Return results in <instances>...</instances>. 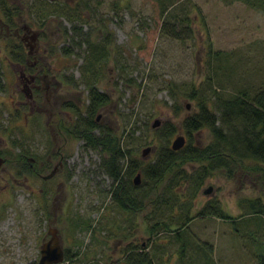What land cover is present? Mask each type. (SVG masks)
<instances>
[{
    "label": "rangeland",
    "instance_id": "1",
    "mask_svg": "<svg viewBox=\"0 0 264 264\" xmlns=\"http://www.w3.org/2000/svg\"><path fill=\"white\" fill-rule=\"evenodd\" d=\"M5 2L16 14L14 26H0V264H37L49 227L69 256L55 264H117L128 245L144 247L154 264H259L264 162L229 155L218 167L179 161L147 195L146 188L138 193L135 210L124 209L99 165L106 150L74 136L68 107L83 113L91 83L108 93L97 121L141 164L165 145L158 134L167 123L176 126L167 145L177 134L187 144L182 121L200 101L218 114L217 96L245 90L251 97L264 87V0ZM165 21L179 38L162 32ZM32 32L35 40L21 41ZM20 48L19 63L13 53ZM20 67L36 75L42 110L22 103ZM212 137L203 128L191 133V144L202 148ZM18 153L36 158L38 174L14 175ZM209 201L228 218L197 215ZM185 214L193 218L177 231Z\"/></svg>",
    "mask_w": 264,
    "mask_h": 264
},
{
    "label": "trees",
    "instance_id": "2",
    "mask_svg": "<svg viewBox=\"0 0 264 264\" xmlns=\"http://www.w3.org/2000/svg\"><path fill=\"white\" fill-rule=\"evenodd\" d=\"M0 26L12 27L15 25L13 12L7 6L5 0H0ZM162 32L170 36L179 38L175 26L166 21L161 25ZM18 49L14 50L13 59L23 62L24 56ZM2 71L0 68V91L2 90ZM87 94V104L83 113L76 107L72 108L75 115L74 124L71 128L75 137L84 140L86 147L104 148L106 156L100 162L101 168L106 175L111 177L113 190L112 199L119 203L124 209L135 210L142 200L137 199L138 193L146 188L147 195L159 182H162L167 172L179 161L196 159H206L213 162V167L221 166L226 159L224 155L233 158H249L264 162V87L258 88L250 97L247 91H239L230 97H216V107L218 114L209 110L206 101L198 103L197 111L190 116H186L182 121V129L189 136V141L181 150H173L167 145L169 137L175 132L176 126L167 123L158 134L165 145L158 148L155 159L147 164H141L131 157L130 150L119 139L113 138V132L107 125H102L96 120L97 113L101 107L110 104L108 93L99 90L94 83H91ZM207 128L213 136L212 141L204 147H197L191 144V133ZM141 173V182L133 184V178L137 172ZM254 204H252L253 208ZM259 212L262 210L258 208ZM197 215H214L220 218H228V215L215 202L209 201L199 211ZM185 216V217H184ZM184 219L177 231L184 228L193 217L185 214ZM174 230V229H172ZM122 261L117 264H154L153 258L144 247L128 245L126 246ZM65 255V254H64ZM65 257V256H64ZM69 256L66 255L65 259ZM258 263L264 264V252L258 255Z\"/></svg>",
    "mask_w": 264,
    "mask_h": 264
},
{
    "label": "water",
    "instance_id": "3",
    "mask_svg": "<svg viewBox=\"0 0 264 264\" xmlns=\"http://www.w3.org/2000/svg\"><path fill=\"white\" fill-rule=\"evenodd\" d=\"M36 34L33 33L31 34V39L34 40L36 38L35 36ZM33 81V77L30 78V82ZM29 97L31 98V95H29ZM188 107V105H187ZM99 115H97L96 120L98 118ZM160 125V120L158 119H154L153 123H152V127H158ZM185 135L183 134H177L175 135V137L172 139L170 147L173 150H178L185 145L186 140H185ZM151 151V147L150 146H146L142 149L141 151V155L142 156H146L149 152ZM4 163V159L0 156V167L2 166V164ZM56 171V167H54L52 169V171L46 175V177H51L53 175V173ZM141 173L138 171L134 178L133 184L138 185V183L141 182ZM211 187H207L204 189V193L205 194H209L211 191ZM56 228L54 227H49L48 229V234H50L49 239L44 242L41 245L40 248V258L38 259L37 264H55V263H61L62 260L64 259V250H62V246L59 242V238L57 235V230H55Z\"/></svg>",
    "mask_w": 264,
    "mask_h": 264
},
{
    "label": "flooded vegetation",
    "instance_id": "4",
    "mask_svg": "<svg viewBox=\"0 0 264 264\" xmlns=\"http://www.w3.org/2000/svg\"><path fill=\"white\" fill-rule=\"evenodd\" d=\"M5 27H8V25L5 26ZM23 28L25 29L26 27H23ZM18 31H19V29H17V30L15 29L14 33L18 34L19 33ZM29 32H31L30 29H29ZM33 33H35V32H32V34ZM29 37L31 38V35L30 34H29V36L28 35H24L20 39H21V41H23L25 39H28ZM29 43L30 42L27 41V43H24V45H28ZM30 46H31V44H30ZM28 54H30V51L29 50H28ZM30 66H31V64H30ZM30 66H28V69L31 71V67ZM25 69L26 68H24V67H20L18 69L19 70V79H20V84H21V86H19V88L22 91V93H24L23 95H26V99H27V100H22V103L28 104L29 105V108H30V111L33 113L35 110H42L41 109V106L40 105H37L36 100L34 99L35 94H34V90L32 88V85H33L34 81L36 80V75L35 74H30L29 72H26ZM31 77H33V81L32 82H30V78ZM29 95H31V98L29 97ZM0 156L3 159L5 158L4 155L1 152H0ZM14 159L17 160V161H21V164H19V165L16 164V165H13L12 166V170L14 171V175H16V176L18 175V176H29V177H31L34 174L35 175L38 174V171H37V169L35 168V165H34V162L36 160L35 157H28V159H27V158H24V155L23 154H21V153L19 154L18 153V154L15 155ZM4 162H5V159H4ZM42 162L44 164V161H42ZM38 166L42 167L43 165H38ZM54 167H56V166H54ZM44 168H45V165H44ZM56 170H57V167H56ZM43 178H48V177H46V175H45ZM49 178H51V177H49ZM47 231H48V229H47ZM47 234H48V232H47ZM49 237H50V234H48V237H43V240H42L43 243L46 242L49 239ZM64 254H65V251H64Z\"/></svg>",
    "mask_w": 264,
    "mask_h": 264
}]
</instances>
